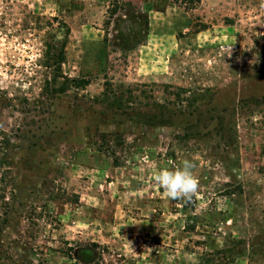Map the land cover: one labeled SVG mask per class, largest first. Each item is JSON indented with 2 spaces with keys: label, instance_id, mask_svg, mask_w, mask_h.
Segmentation results:
<instances>
[{
  "label": "rangeland",
  "instance_id": "obj_1",
  "mask_svg": "<svg viewBox=\"0 0 264 264\" xmlns=\"http://www.w3.org/2000/svg\"><path fill=\"white\" fill-rule=\"evenodd\" d=\"M262 3L0 0V264H264Z\"/></svg>",
  "mask_w": 264,
  "mask_h": 264
},
{
  "label": "clouds",
  "instance_id": "obj_2",
  "mask_svg": "<svg viewBox=\"0 0 264 264\" xmlns=\"http://www.w3.org/2000/svg\"><path fill=\"white\" fill-rule=\"evenodd\" d=\"M261 7H264V3L261 4ZM194 168V163L185 159L175 169L162 168L155 171L152 179L168 199L190 202L200 187L199 180L193 171Z\"/></svg>",
  "mask_w": 264,
  "mask_h": 264
},
{
  "label": "trees",
  "instance_id": "obj_3",
  "mask_svg": "<svg viewBox=\"0 0 264 264\" xmlns=\"http://www.w3.org/2000/svg\"><path fill=\"white\" fill-rule=\"evenodd\" d=\"M174 1L176 4L179 5V7L183 8L184 11H186V12L195 10L202 2V0H174ZM71 82L76 84L77 86H81V84H83V80H78V79H73V80H71ZM194 226H195V224H194ZM185 228H187V230H188V229H190V226L187 225V227H185ZM202 255L203 254H201L200 256H202ZM201 263L209 264V261L207 260V258H204V259L202 258Z\"/></svg>",
  "mask_w": 264,
  "mask_h": 264
}]
</instances>
